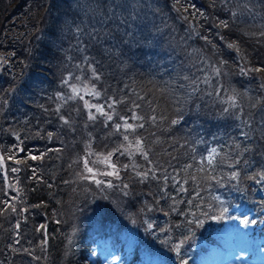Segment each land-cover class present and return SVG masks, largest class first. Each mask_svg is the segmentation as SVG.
I'll return each instance as SVG.
<instances>
[{
	"label": "trees",
	"instance_id": "trees-1",
	"mask_svg": "<svg viewBox=\"0 0 264 264\" xmlns=\"http://www.w3.org/2000/svg\"><path fill=\"white\" fill-rule=\"evenodd\" d=\"M109 2L0 1V58L4 60L0 64V155L5 157L7 173L11 164L21 169L5 179L4 169L0 168V209L5 207L4 201L17 209L16 212L9 209L0 216V264H83L90 261L99 241H108L109 235L115 237L113 245L117 243L119 249L126 246L127 241L120 231L99 236L103 228L112 225L113 219L109 224L97 219L96 207L103 206L109 212V201L98 200L101 190L92 182L80 179L82 163H72L85 155L90 139L96 152H106L114 146L113 141L119 139L117 136L105 139L111 126L105 128L100 117L95 123L88 121L84 102L79 98L67 99L72 95L69 85L78 81L76 76L85 79L89 86L94 83L105 93V97L95 103H104L109 96L126 99L127 103L115 109L121 115H130L125 110L135 100L141 105L137 111L146 118L153 114L167 117L159 129L146 124L141 130L146 136L154 131L164 141L162 145H152V152L165 167L171 157L164 149L178 157L179 163L175 160L172 163L179 168L187 163L195 165L190 157L196 155L199 159L213 147L218 148L222 156L235 141H241L243 147L239 122L233 115L223 113L227 105L220 102L233 90L240 94L238 99L245 106V112L258 98L264 103V89L260 88L264 72L241 74L239 70L240 67L264 68V36L259 35L264 32V0H229L226 5L221 0L215 3L214 0H180V4H175V0H140L135 19L129 11L115 10L125 20L123 24L120 19L107 18L111 15ZM244 4H248L251 11L244 8ZM232 11L238 13L235 18L231 16ZM221 20L228 21L229 27H218ZM78 26L83 29L81 39L89 45L83 53L77 43L75 29ZM193 27L217 46L215 55L212 44L197 36ZM93 30L101 36L107 34L108 38L102 44H89L87 33ZM126 31L133 32V40L138 42L123 44L120 37ZM173 37L181 39L187 47H197L198 57L208 56L206 64L198 63L199 60L182 61L173 51ZM228 43L237 44L245 59L229 49ZM85 54L99 61L96 67L101 73L100 81L90 79L91 71L82 63ZM221 59L227 64L221 76L215 77L207 64L215 62L219 66ZM201 68H205V72L200 71ZM206 74L208 84L200 82ZM185 75L200 78V91L194 96L186 95L189 81L183 79ZM66 79L68 84L64 83ZM179 85L186 87L179 88ZM217 91L219 97L215 95ZM209 92L213 94L210 96ZM61 94L64 99L58 98ZM138 96L143 99H137ZM152 107L156 108L155 113ZM61 115L70 123L65 125L60 120ZM172 119L179 122L170 125ZM258 138L257 133L254 139ZM153 139L149 136V143ZM18 148L25 151L20 152ZM193 148L195 153L191 151ZM40 153H45L43 160L28 158ZM230 154L235 157V153ZM8 156L13 159L8 160ZM245 159L251 161L250 165L243 163ZM15 160H26V163L17 164ZM136 160L145 164L139 156ZM119 161L128 163L124 156H120ZM32 168L37 170L43 183L29 179ZM233 171L239 173L236 179L230 177ZM192 174L197 177L195 181L190 179ZM120 177L112 183L113 187L124 191L120 186L129 184L128 206L142 218L141 227L146 226L147 243L143 244L155 250H168L171 238L178 239L184 231L189 235L195 229L197 237L211 240L222 231L237 232L238 227L244 225L243 217L251 216L252 211L255 217L264 216V149L254 147L232 168L221 165L216 171L199 172L194 167L180 172L177 179L181 182L188 179L184 185L188 192L176 195L175 206L167 197L160 199L155 181L139 183L131 170L121 171ZM6 180L10 183L18 180L20 191L7 189ZM49 184L52 187H48ZM167 191L175 195L171 181ZM215 206L222 211H216ZM22 208L28 211L21 212ZM221 215L220 222L215 224L213 218ZM229 215L230 220L226 221ZM258 220L255 218V222ZM17 222L19 229L15 227ZM40 225H46V237L37 231ZM45 238L48 243L41 248ZM136 263H140L137 257L126 264Z\"/></svg>",
	"mask_w": 264,
	"mask_h": 264
},
{
	"label": "snow or ice",
	"instance_id": "snow-or-ice-1",
	"mask_svg": "<svg viewBox=\"0 0 264 264\" xmlns=\"http://www.w3.org/2000/svg\"><path fill=\"white\" fill-rule=\"evenodd\" d=\"M229 0H221L222 4H227ZM215 3V0H214ZM175 4H180V0H175ZM151 7V4L148 5ZM140 7V0H110L108 11L111 13L107 18L108 19H120V22L123 24L125 23V20L121 18V14L119 12H116V9H121L125 11H129V14L132 16V19H135V13ZM175 7V5H174ZM244 8L251 11V9L248 7V4L243 5ZM176 11H179L177 8ZM187 11V9H185ZM199 12V10H197ZM200 15H203V13H199ZM238 15L236 11L231 12V16L235 18ZM195 14H193V19H195ZM206 18V17H205ZM184 19H187V17H184ZM222 26L224 28L229 27V22L226 20H221L220 24L218 25ZM77 33V43L80 45L79 51L86 52V49L88 48V44L84 43V40L81 39V33L83 32V29H81L79 26L75 29ZM193 31H195V34L197 36H200V33L195 30V27H193ZM219 35V33H217ZM255 35V33H253ZM259 35L264 36V32H260ZM87 38L89 40V44L91 43H100L102 44L104 40L107 37V34L104 36H101L100 33L96 30H93L92 32L87 33ZM201 39L205 40L206 43L212 44L211 41L208 40L207 36H200ZM223 39V37H221ZM120 40L123 44H128L131 42H138L133 40V32L126 31L124 34L120 37ZM212 47L214 49V55L216 54L215 50L217 49V46L215 44H212ZM227 47L229 49H233L237 52V54L240 56L241 59H245V56L243 53H241L239 46L235 43H228ZM104 51H110V49H104ZM194 52H199L200 50L194 49ZM198 63H205L207 62V58L204 56H201L200 60L197 61ZM82 63L87 64L90 71H91V80L92 81H100L101 80V73L98 71L96 65L99 64V61L95 59V57H90L89 55L85 54L82 59ZM219 66H217V63H211L207 64V67H210L212 72L214 73L215 77H220L222 74L223 66L227 64L226 60H219L218 62ZM77 68L80 67V65H76ZM202 72H205V68L199 69ZM241 74H246L247 72L255 71V72H264V68H251L246 69L245 67H240ZM71 77V74H70ZM81 76H76L75 79L80 80ZM184 80L189 81V84L187 85V88L189 89L186 93L187 97L194 96L196 93L200 91L198 80L200 78L191 79L189 76L185 75L183 77ZM200 82L208 84L209 77L207 74L204 76L203 80H200ZM65 84H68V80L66 79L64 81ZM72 91V95L68 96L67 99L73 100L79 98L84 102V108L88 110L87 112V120L91 122H96L98 120V117L103 118L102 123L105 128H108L109 125L111 126V130L106 134L105 139H111L113 136L119 137L117 141H113V147L108 149L106 152H96L92 148V140L90 139L88 143V148L86 149V154L84 156L79 157L77 160H74L72 163H82L83 165V172L80 173V179L82 180H89L97 185L106 184L107 187H113V184L111 181L105 182L104 180L100 179L99 177L102 176H108L113 177L114 179H120L121 171H128L131 170L134 174L135 178L138 180L139 183H144L148 180H153L157 183L158 186V194L160 196V199H165L166 197L168 199H171L173 202V206L177 203L176 201V195H179L181 193H187L188 188L184 187L185 184L188 183V179H183V182H181L180 179H177V175L180 172H187L189 169L196 168L199 172H206L208 170L216 171L218 167L221 165H227V167L232 168L235 165L240 164L242 157L245 153H251L255 148L258 149H264V103H262L261 98H258L255 103H252L249 106V110L245 112V106H243L240 102L238 97L240 96L239 93L235 92L233 90L232 94L227 95V99H221V103L227 105L222 109L223 113L225 114H231L234 116V118L239 122L238 127L241 129L239 135L243 138V147H241V141H235L233 145L229 146L230 151L223 153V156L221 155V151L216 148H210L207 150L206 155H200L199 159H197L196 155H192L190 157L191 160L195 161V165L192 163H187L181 165L179 168L176 166V164H173L172 161L175 160L177 163H179L178 157L173 156L171 152H168L167 149H164V152L171 157V160L167 161L168 167H165L164 164H162L158 159L155 158L157 154H154L152 152V145H162L164 141L160 136L156 134V132H150L146 136L144 132L141 130L145 129L146 124L153 127V128H160V125L167 120V117L164 115H150L147 118L145 115H142L137 109L141 108V105L139 103H136L135 100L131 101V106L128 107L125 111L126 113H130V115H121L119 112H117L116 106L120 104L127 103L126 99H121L117 97H107L105 99L104 103H92L89 100H85L84 96H91L96 100H100L105 97V93L98 90L96 85L93 83L91 86L85 87L83 89H78L76 85H69ZM185 85H179V88H185ZM260 88L264 89V83L260 84ZM83 91V95L81 92ZM208 95H212L213 93L209 92ZM217 97L220 96V92L217 91L215 93ZM59 99H64L63 94H61ZM137 99L142 100L143 97H137ZM179 102V101H178ZM6 103V101H5ZM148 104L151 106V101L148 102ZM199 107V106H197ZM60 109L57 108V112H59ZM156 108L152 107V112L155 113ZM60 120L65 124H69L70 120L63 115L60 116ZM116 120L120 122H115ZM179 121L177 119H172L169 123L170 125H176ZM247 129V130H245ZM75 129H73L74 131ZM162 131H167L169 129H161ZM259 134L258 139H254V136L256 134ZM48 136L51 137L52 133H48ZM149 136L154 137V139L149 143ZM89 137H92V134L89 133ZM251 142V143H249ZM22 143V141H21ZM107 148L108 146L105 145ZM181 147H184V145H181ZM175 147L173 146V151H175ZM18 151L23 152L25 149L18 148ZM193 153L196 152V149H191ZM230 153H235V157ZM45 153H40L38 155H30L28 158H30L33 161L36 160H43ZM124 156L127 158L128 163H121L119 161V157ZM139 156L143 161H145V164L142 165L139 162H137L136 157ZM95 157V160H92L91 158ZM113 157H116V160H113ZM220 157L218 160L217 158ZM8 160H12V156L7 157ZM4 161L5 157L3 155H0V168H4ZM229 161H232V163H229ZM26 163L25 161L21 160H15V163ZM245 165H250L251 161L249 159H245L243 161ZM102 164L104 165V170H101L100 168L96 167V165ZM69 167H72V164H69ZM169 168L172 169L171 172H169ZM12 172L16 173L21 171L20 168H11ZM32 176L29 177V179L36 180L40 183H43L42 177L38 174L37 170L35 168L31 169ZM84 173H87L86 175ZM175 173V174H174ZM239 173L237 171H233L231 174L232 179H236L238 177ZM214 178V177H212ZM190 179L192 181H195L197 179L195 174H192L190 176ZM169 181H171V187L175 189V195H173L171 192L167 191L169 187ZM65 183H68V181H65ZM14 191L19 192L20 190L17 189L14 185H10ZM48 187H52L51 184L48 185ZM120 187L122 189H129L128 183H123ZM125 195H127V192H125ZM13 199H17V197H14ZM190 202V201H189ZM5 204V207L0 209V216L4 215L9 209H11L12 212H16L17 209L14 205L9 203L8 201L3 202ZM41 205H35V207H40ZM31 207V206H30ZM21 212H27L28 208H22L20 210ZM59 223V221H57ZM17 229L20 228V223L17 222L16 226ZM37 231H41L44 233L45 237L47 236L46 233V225H40L37 229ZM19 236V232L17 233ZM19 239L16 240V243H19ZM48 241L47 239H43L41 241L40 247L44 248L47 245ZM24 251H28V249H24ZM30 254V253H29ZM36 259H39V257H36Z\"/></svg>",
	"mask_w": 264,
	"mask_h": 264
},
{
	"label": "rangeland",
	"instance_id": "rangeland-1",
	"mask_svg": "<svg viewBox=\"0 0 264 264\" xmlns=\"http://www.w3.org/2000/svg\"><path fill=\"white\" fill-rule=\"evenodd\" d=\"M172 39L174 42L173 51L180 56L182 61L200 60L201 57H198L196 52L193 51L197 47H187L182 43L181 39L178 40L176 37ZM206 53L207 51L204 52V55ZM206 58L209 59L208 56ZM2 63H4V60L0 58V64ZM72 85H76L78 89L89 86L85 79H80ZM81 94L83 95V91ZM84 99L92 103L96 101V99L87 95L84 96ZM84 153L86 154V148ZM91 159L95 160L96 158L92 157ZM96 167L104 170V165L102 164H98ZM11 168H14L13 164H11ZM2 169H4L5 179L8 176L12 177L14 174L19 173H14L11 170L10 173L9 171L7 173L5 166ZM84 174L86 175L87 173ZM99 178L105 182L111 181L113 183L118 181V179L108 176ZM6 181L8 182V180ZM87 181L89 182V180ZM17 183L18 180H14L13 183L8 182L7 189L14 191L10 185H14L17 188ZM93 184L101 190L98 200L109 201L110 208L109 212H107L103 206H97V219L104 220L106 224H109L110 220L113 219L112 225L110 224L111 226L107 229L103 228L99 232V236L120 231L123 240L127 242L123 249H119L117 243L113 245L115 237L109 235L107 237L109 242L103 239L100 240V243L94 247L90 261L87 260L83 264H126L128 261H133L136 257L137 261L140 262L136 264H264V216L255 217V211L251 212V216L243 217L242 224L244 225H240L237 232L230 233L226 230L222 231L221 234L218 233L212 236L211 240H208V237L205 240V238L197 237L194 232L195 229H193L189 235L185 233L188 231H184L179 234L178 239L172 237L168 250H155L145 245L147 243L145 239L146 226L141 227L142 218L130 211L127 197L129 190L124 189V191H121L114 187H107L106 184ZM125 192H127V196ZM243 204L247 205L246 203ZM223 205L224 203L221 208ZM214 208L216 211H220L219 206ZM221 217L222 215L214 217L213 220H216L214 223L220 222ZM230 217V215L226 216L225 220H230ZM254 217L259 220L255 222ZM197 228L199 229V227ZM255 229L256 231L254 232L253 230Z\"/></svg>",
	"mask_w": 264,
	"mask_h": 264
}]
</instances>
